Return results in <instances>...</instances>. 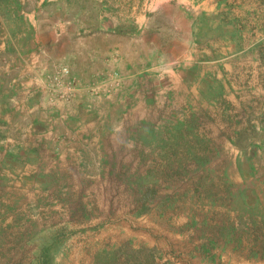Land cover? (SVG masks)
<instances>
[{
    "label": "rangeland",
    "instance_id": "1",
    "mask_svg": "<svg viewBox=\"0 0 264 264\" xmlns=\"http://www.w3.org/2000/svg\"><path fill=\"white\" fill-rule=\"evenodd\" d=\"M65 20L146 74L83 171L39 154L12 85ZM0 40V264H264V0H0Z\"/></svg>",
    "mask_w": 264,
    "mask_h": 264
},
{
    "label": "crops",
    "instance_id": "2",
    "mask_svg": "<svg viewBox=\"0 0 264 264\" xmlns=\"http://www.w3.org/2000/svg\"><path fill=\"white\" fill-rule=\"evenodd\" d=\"M74 23H53L51 39L40 35L28 39L12 57V72L18 69L21 76L12 85L20 87V113L29 118L26 137L35 141L39 154L53 156V163L67 168L74 165L73 170L83 171L88 162H98L92 159L96 155L100 165L108 163V157H102L111 147L109 128L114 121L110 117L124 107L129 92H139L141 77L146 74L137 70L135 57L129 62L130 68L124 69L129 59L124 37L115 36L118 56L109 59L110 36L76 35L70 28ZM0 48L6 50V42L0 40ZM62 68L69 69V77L79 89L68 98L56 100L50 86ZM116 71L122 82L108 94L109 77Z\"/></svg>",
    "mask_w": 264,
    "mask_h": 264
},
{
    "label": "bare ground",
    "instance_id": "3",
    "mask_svg": "<svg viewBox=\"0 0 264 264\" xmlns=\"http://www.w3.org/2000/svg\"><path fill=\"white\" fill-rule=\"evenodd\" d=\"M62 73V72H61ZM68 74V71L67 70H64L63 71V75H67ZM62 76V75H61ZM63 77H65V76H63ZM56 81H60V77L58 76V77H56ZM67 88V87H66ZM68 90L69 91H71L72 90V86L71 85H69V87H68ZM72 93V92H71Z\"/></svg>",
    "mask_w": 264,
    "mask_h": 264
},
{
    "label": "trees",
    "instance_id": "4",
    "mask_svg": "<svg viewBox=\"0 0 264 264\" xmlns=\"http://www.w3.org/2000/svg\"><path fill=\"white\" fill-rule=\"evenodd\" d=\"M50 250H51V248L50 247H47L46 248V251H45L46 256L49 257V258H50V253H51Z\"/></svg>",
    "mask_w": 264,
    "mask_h": 264
}]
</instances>
